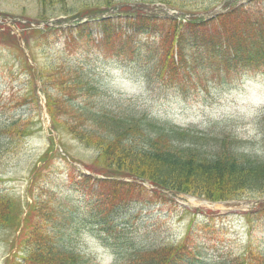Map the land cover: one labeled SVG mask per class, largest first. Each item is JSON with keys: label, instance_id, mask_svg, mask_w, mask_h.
I'll use <instances>...</instances> for the list:
<instances>
[{"label": "trees", "instance_id": "16d2710c", "mask_svg": "<svg viewBox=\"0 0 264 264\" xmlns=\"http://www.w3.org/2000/svg\"><path fill=\"white\" fill-rule=\"evenodd\" d=\"M39 1H48L50 6L54 3L53 7L66 5V0ZM163 2L168 8L194 15L186 17L185 22L148 16L138 10L132 16H121L129 10L128 6L116 3L103 9L98 5L85 6L84 10L56 21L98 17L94 23L88 20L78 23L73 28L75 38L93 40L94 46L101 48L98 55L103 58L107 53L138 66L139 76L150 88L183 93L186 84L199 80V73H206V68L218 76L234 74L247 78L264 74V0L231 6L211 18L201 14L210 11L212 8L208 7L212 6ZM115 10V15L100 17ZM20 18L12 21V25L30 28L31 20ZM37 19L39 23H46L50 14H42ZM92 26H97L100 33L95 41L91 37ZM1 27L17 46L22 68L18 73H28L32 78L36 70L31 63L33 55L27 49L25 30H20V38L30 57L25 55L9 26ZM45 29L52 33L60 27L47 25ZM45 74L66 98L61 102L66 109L61 105L59 115L53 114L52 101L46 102L50 129L56 132L60 147H63L61 134L65 129L93 149L95 160L101 162V170L88 166L97 176L80 172L76 179H63L79 184L80 192L78 186L60 192L54 183L44 184L40 177L49 174L50 161L62 158L49 132V144L30 171L31 201L0 191V241L11 233L8 251L14 250L4 264H95L73 247L71 238L84 232L82 224L96 229L95 233L105 240L109 237L117 240L113 245L115 264H264V252L250 244L236 255L211 258L197 249V243L189 237V229L177 242L143 244L139 239L140 229L126 225V218L131 214L130 203L146 191L136 180L152 185L155 193L171 199L166 191L189 193L210 201L264 197V109L255 122L259 139H245L238 135L233 117L212 121L206 129L183 127L151 115L135 98L102 95L101 80L77 61L66 60L60 68L49 67ZM234 79L220 82L222 89L228 88ZM33 86L28 96L37 105ZM82 90L88 93L85 102L76 104L75 98ZM90 90H95L98 96L89 98ZM40 128L30 118L9 115L0 118V159ZM93 182L94 186L88 190ZM40 186L44 194L36 196L34 190ZM257 208L244 212L248 221L250 214L264 211V203Z\"/></svg>", "mask_w": 264, "mask_h": 264}, {"label": "rangeland", "instance_id": "374dc122", "mask_svg": "<svg viewBox=\"0 0 264 264\" xmlns=\"http://www.w3.org/2000/svg\"><path fill=\"white\" fill-rule=\"evenodd\" d=\"M161 2L162 0H110V2L108 0H66V5L59 4L53 7L54 3L50 6L48 1L0 0V21L10 20L12 22L20 17L31 20V29L29 27H16L15 29L18 32L25 30L24 34L28 39L27 49L33 55L31 63L36 70L32 78L28 73H18L22 68L18 61L20 58L17 57V46L11 38L4 34L5 31H2V24H0V118H4L5 115L22 119L30 118L41 126L0 159L2 178L0 191L7 192L15 198L22 200L26 198L31 201L29 188L32 185L28 184L32 176L30 171L38 155L49 144L46 137L50 117L46 102L50 99L53 114L59 115L58 112L62 111L60 106H63L61 102L66 99L65 95L62 97L61 90L51 85V77L46 79L45 71L49 67L60 68L66 60L69 63L79 62L98 77L104 90L102 95L105 93L112 97L135 98L151 115L160 120H170L184 127L206 129L208 123L212 121L223 117H233L236 120V131L239 136L245 139L258 137L259 132H257L255 122L259 110L264 108V74H256L247 78L234 76V74L218 76L207 71L206 68V73H203L204 71L202 74L199 73V80L186 84L183 93H177L172 89L166 91L159 87L150 88L139 76L138 66L126 59L122 61L107 53L103 58L98 55L101 48L94 46L93 40H86V37L75 38L77 35H74L76 34L73 29L74 21L57 25L60 27L59 31L47 33L45 26L52 24L51 21L39 23L37 19L42 14H50L49 20L55 23L54 21L65 18L70 13L84 10L85 6L98 5L103 9L116 3L118 6H128L129 10L121 13V16H132L137 14L134 13L136 10L151 16L154 9H167V4ZM171 2L190 7L212 6L208 7L212 8L210 11L221 10L228 5V2L219 0H171ZM41 11H43L42 14ZM167 11L172 10L167 9ZM115 13L116 10L108 14L112 16ZM185 15L192 17L194 14L187 12ZM95 18L88 17L87 20L93 23ZM114 19H116L115 16ZM9 28L15 34L25 55L30 57V52L24 47L23 40L16 35L12 27ZM37 29L41 31L37 32ZM99 34L98 27L94 26L91 35L94 41ZM228 79L234 80L228 88L222 89L220 82ZM33 85H35L37 105L33 104L29 99L31 96H28L31 95L30 89L34 88ZM89 93V98L98 96L95 90H90ZM87 94L82 90L75 98L76 104L79 101L84 103ZM25 96H27L26 100L20 102L19 100ZM63 107L66 109V106ZM61 140L63 147H60L58 139L53 140V143L55 150L61 153L64 159L53 158L50 161L52 162L50 168H46L49 174H43L40 180L44 184L54 183L55 189L60 192L77 186L80 192L79 184H72L71 181H63V179L69 177L76 179L80 172L85 173L83 169L88 166L99 172L101 162L95 160V152L92 148L86 147L73 138L65 129L61 134ZM91 175L96 176L97 174ZM42 182L39 183L41 186L44 185ZM41 186L37 187L33 194L36 196L44 194ZM50 186H52L51 183ZM93 186L94 182L90 183L88 190H91ZM145 189L146 191L140 193V196L134 197V199L139 198L136 202L130 203L131 214L126 218L127 226L140 229L139 239L143 244L158 241L177 242L189 229V237L197 243V249L211 258L236 255L247 244L264 252V212L253 215L252 221L247 222L241 210L211 208L210 205L216 202L204 198L194 197L198 203L194 204L185 194L176 196V193L170 192L175 197L171 199L155 193L152 187L146 186ZM203 201L209 205L199 204ZM250 209L251 207L248 210ZM24 211L26 212V209ZM121 211L124 212L125 208ZM81 230L84 231L82 234L71 238L76 250L90 257L95 264L116 263L117 256L113 252V245L117 240L110 239V237L105 240L101 234L95 233L96 229L84 224L81 225ZM6 235L5 240L0 241V264H4L6 257L14 252L12 250L9 253L7 244L12 239V234Z\"/></svg>", "mask_w": 264, "mask_h": 264}, {"label": "water", "instance_id": "95a60500", "mask_svg": "<svg viewBox=\"0 0 264 264\" xmlns=\"http://www.w3.org/2000/svg\"><path fill=\"white\" fill-rule=\"evenodd\" d=\"M219 12L218 10H214L212 13H217ZM0 23H3L5 25H10L9 21H5L2 22L0 21ZM221 204L226 207V208H246L248 206V202L246 201H222Z\"/></svg>", "mask_w": 264, "mask_h": 264}, {"label": "bare ground", "instance_id": "6f19581e", "mask_svg": "<svg viewBox=\"0 0 264 264\" xmlns=\"http://www.w3.org/2000/svg\"><path fill=\"white\" fill-rule=\"evenodd\" d=\"M189 201L191 202V203H194V204H198L197 202H196V199H194V198H191L190 197V199H189ZM199 204H201V205H209L207 202H200ZM210 207L211 208H219V207H221V204H217V203H213V204H211L210 205Z\"/></svg>", "mask_w": 264, "mask_h": 264}]
</instances>
